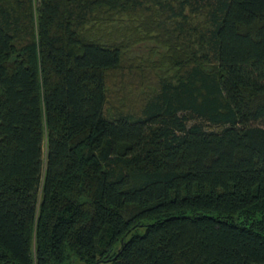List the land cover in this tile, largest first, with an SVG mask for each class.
<instances>
[{"label": "trees", "instance_id": "obj_1", "mask_svg": "<svg viewBox=\"0 0 264 264\" xmlns=\"http://www.w3.org/2000/svg\"><path fill=\"white\" fill-rule=\"evenodd\" d=\"M0 264H264V0H0Z\"/></svg>", "mask_w": 264, "mask_h": 264}]
</instances>
